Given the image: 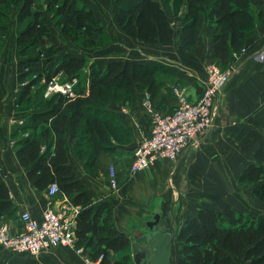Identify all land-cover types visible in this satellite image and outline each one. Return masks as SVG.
Listing matches in <instances>:
<instances>
[{"label":"trees","instance_id":"obj_1","mask_svg":"<svg viewBox=\"0 0 264 264\" xmlns=\"http://www.w3.org/2000/svg\"><path fill=\"white\" fill-rule=\"evenodd\" d=\"M36 1L0 0V32L5 33L8 28L10 10H17L19 31L15 45L20 55L38 43L48 49L49 55L55 52L48 44V17L34 10ZM121 1L122 6L114 19L125 35L145 44L173 43L174 29L166 0ZM53 2L55 6L51 12L62 20L59 24L61 31L65 34L75 31L76 40L83 46L96 47L104 40L102 36H107L104 25L83 0ZM182 2L186 7L181 28L185 49L196 47L200 28L204 20H208L212 29L211 58L217 64L226 66L232 61L233 53L245 46V33L253 24L254 14L249 0ZM50 4L47 2L48 6ZM21 62H17V81L24 85L19 91L17 104L24 101L30 87L40 79L48 83L52 77L62 75L65 81L74 83V78H77L71 93H58L49 99L47 108H41L46 109L45 115H49L50 119L43 121L44 126L38 134L32 131L22 138L15 153L19 164L28 168L27 177L35 187L43 190L48 184L55 183L59 192L71 197L75 204H85L88 195L67 163L66 129L70 138L86 139L94 153H100L109 135L116 132L109 118L100 114L102 109L110 101L121 98L118 91L130 96L146 90L152 97L160 83L154 74L155 66H151L153 61L111 60L102 66L64 53L51 71L38 80H26L25 73L21 72ZM81 75L83 80H79ZM43 138H48L50 142L42 150ZM237 180L240 184L254 183L253 194L264 201V140L259 143L253 160L241 170ZM210 199L215 207L199 208L176 230L175 241L180 243L178 264H264V217L258 220L245 218L222 196ZM13 210L8 188L0 182V212ZM75 237L76 247L94 248L89 255L97 264H133L127 253L114 261L108 257V250L119 252L130 247V238L113 226L111 211L106 203L89 207L78 214Z\"/></svg>","mask_w":264,"mask_h":264},{"label":"crops","instance_id":"obj_2","mask_svg":"<svg viewBox=\"0 0 264 264\" xmlns=\"http://www.w3.org/2000/svg\"><path fill=\"white\" fill-rule=\"evenodd\" d=\"M249 4L255 16L253 24L245 33L244 45L249 46V50L231 66V76L223 89L213 121V124H215L214 129H218L216 132L225 131V139H232L229 144L231 148L238 151L240 145L251 147V151L240 158L239 163L241 165L236 170V177L253 160L254 151L259 143L264 140V60L259 61L256 58V54L264 49V0H249ZM46 5L47 3L42 2V0H37L33 8L36 11H45L44 6L46 7ZM16 15L17 10H15L11 16V21H9V37H4L0 41L2 42L0 51V182H3L8 188L9 198L14 204L12 212H0V221H4L13 229H16L20 225L18 218L21 211H28L31 216L40 219L47 207L52 209L60 206L67 207L68 210L76 211L79 214L84 209L106 203L111 211L113 226L130 238V234L135 229L140 228L156 212H161L163 217L168 212L167 216H169L170 207L167 209L166 206L171 201V192L177 197L179 196V202L180 198H183V194L191 193V185L197 184L196 179L198 177L195 171L198 159L201 158L200 152H204L203 148H208L209 152H213L215 154L213 157L224 156L223 158H214L213 161L209 158L211 162L224 164L226 162L235 163L238 160L237 156L232 158L230 155L221 154L219 146L215 142L210 144V137L198 146V143H200L199 137L198 142L196 140L191 143L178 160L171 162L159 159L151 168L130 174L129 165L132 160L133 149L141 134L148 132L149 122L141 103L137 104L124 98H118L110 101L100 113L109 118L110 124L116 131L114 135H109V140L100 153H94L92 145L86 139L79 141L70 138L68 128L66 129L65 151L67 163L82 183L84 191L88 195V201L85 204H75L71 197L65 196L61 192L54 196L47 195L46 190L49 184L43 190L35 187L27 177L28 168L19 164L15 153L16 146L22 138L32 131L38 134L44 126L43 121L50 119L49 115H45L46 109L25 108L23 106L31 92L28 93L21 104H17V97L23 83L17 81V62L19 58L14 56L16 53L15 39L19 31ZM169 20L174 29V41L170 45L159 46L163 48L173 47L177 43L178 46L183 47L181 34L183 22L173 20L171 15H169ZM204 21L203 26L205 27H202L201 33H199L196 45V53L199 57L203 56L208 50L212 37L210 22L208 20ZM49 28L48 44L57 47V51L59 50L58 55L55 56L56 59L53 60L54 64H51L52 67L64 53L85 58L87 63L93 62L102 66H105L111 60L136 62L147 60V58L144 60V58L134 55H124L125 53L120 51L92 54L71 45H63V49H60L58 47L60 45L52 40L53 31L50 22ZM149 60L161 62L168 67H177L181 72H184V75L193 78H187L194 84L193 89L190 85L189 91H187L190 99H197L199 94H196L193 90L197 89V86L202 90L205 76L199 64L182 62L179 58L165 53L150 52ZM159 84L164 83L160 82ZM165 92V86L163 85L151 98L158 105V107L156 106L158 109L163 112H170L175 106L176 100L172 93L171 96H167V92ZM137 94L140 95V93L133 94L135 99H137ZM243 132L247 133L248 141L245 142L244 139L246 138H244L242 140L244 142L239 143L236 138L242 136ZM49 142L48 138H43L42 150ZM233 166L236 169V165L233 164ZM110 167L114 169L118 189L112 194H107L104 189L108 185ZM183 180L187 181L184 185L186 189H182ZM176 199L173 200V205ZM186 209L185 206H182L180 210L176 211L177 217L175 216V220L177 219V222L179 219L178 214L182 215ZM195 211L190 216H193ZM81 248L82 252L87 249L82 246ZM53 250L58 252H56L57 256L55 257L57 261L62 264L70 261H67L62 254L67 253L70 255V252H73L72 249L58 246L43 252ZM4 251L8 250L4 249ZM110 252L113 251L108 250V256ZM86 259L89 260L88 257ZM90 261L94 262L92 259Z\"/></svg>","mask_w":264,"mask_h":264},{"label":"rangeland","instance_id":"obj_3","mask_svg":"<svg viewBox=\"0 0 264 264\" xmlns=\"http://www.w3.org/2000/svg\"><path fill=\"white\" fill-rule=\"evenodd\" d=\"M88 7L92 8L95 15L99 18L101 23L104 25L107 36H102V41H100V44L96 47H86L83 46L79 41L76 40V32H70V33H63L61 31V26L59 25L62 20L60 17H55L53 13L51 12L53 6H55V2L50 0H42V2H49L51 3L49 6H44L45 11L42 10L41 12L45 14L46 17H48V23L50 22L52 26L53 31V41L55 40V43L59 44L58 46L60 49H63L64 46H75L77 48H80L84 52L88 53H111L120 51L122 53H125L124 55H134L136 57L144 58V60L147 58L145 62H149V53H165L169 56H173L176 58H179L182 62H187L190 64H199L200 67H202V73L206 75V69L209 65H215L217 68L224 72L233 66L234 63H236L242 56H244L248 50L249 46H244L245 50L238 54V56L234 57L232 59V64L228 63L225 65H219L217 64L212 58H211V51H210V44L209 48L206 51V53L199 57L197 55L196 47L192 50H187L184 47L178 46L177 43L173 45V47H160L156 44H145L142 42H138L127 35H125L119 28L118 24L116 23L114 16L119 10V8L122 6L121 0H83ZM166 4L168 5L167 9H169V15H171V18L173 20H176L178 22H183V16L186 13V7L183 8L184 3L182 0H166ZM185 6V5H184ZM16 8H12L10 11V17L8 18L11 21V16L15 12ZM255 17V16H254ZM205 24V21L203 22ZM200 28V33L202 30V27ZM9 25V23H8ZM18 26V25H17ZM19 27V26H18ZM19 29V28H18ZM212 30V29H211ZM253 30V29H252ZM0 41L4 37H9V30L6 29L5 33L0 32ZM8 39V38H6ZM49 43V42H48ZM2 42H0V51H1V45ZM58 48V49H59ZM53 50H56L52 55L48 54V49L45 48V46L41 45L40 43L36 44L30 51L27 53L20 55L18 50H16L15 57L17 56L19 60H22L21 62V72L25 73L26 80H38L41 78L44 74H48L51 71L53 60L56 59L55 56L58 55L59 50L57 51V47L52 46ZM51 49V50H52ZM50 56V57H49ZM263 61V60H259ZM54 64V63H53ZM155 66L154 74L156 76V79L158 82L164 83V84H158L156 88V92H158V89L165 86V91L167 92V96H171L173 94V97L175 98V95L173 93L172 87L177 86L182 90H185L187 96H188V88L192 87L193 89V82L187 78H190L186 74L184 75V72H181L177 67H168L167 65L162 64L158 61H153ZM50 66V67H49ZM49 68V70H47ZM77 78H74V83L76 82ZM83 75L79 77V80H83ZM193 79V78H190ZM52 82H56L58 85L66 82L64 77L62 75H58L56 77H52ZM73 83V84H74ZM199 84V83H198ZM24 85V84H23ZM22 85V87H23ZM51 84L43 82L41 79L37 81L35 84H33L30 87V97L24 102L23 106L26 107H37V108H47L46 106L49 105V99H53V97L58 94L62 93L61 87L58 86L56 88L50 89L49 87ZM226 86V85H225ZM223 87V89L225 88ZM188 90V91H187ZM50 92L48 96L45 95V92ZM146 90H143V93ZM196 94L198 93L199 96L197 99L201 96L202 90L199 86H197V89L193 90ZM147 92V91H146ZM165 92V93H166ZM223 92V91H222ZM121 98L126 99L129 102L133 103H141V95L137 94L136 98L131 94L130 96L124 92H119ZM172 93V94H171ZM150 99L152 100L151 96ZM188 100L193 101L189 98ZM154 107H158L157 104L151 101ZM156 107V108H157ZM215 124H212L211 129L206 132L203 136L200 137V140L198 143L199 145H202L203 141L205 139L209 138L210 144H213L214 142L216 145L219 146V150L221 154H224L226 156H232L234 158L237 156V161L235 163H214L209 161V158L213 161L214 158H223V155L215 156L213 152H209L208 148H203L204 152H200L201 158L198 159L197 167L195 174H197L198 179H196V185H191V193L190 194H183V198H180L179 202V196L177 197L173 192H171V201L166 206L167 209L173 205V200L176 202L174 204V213L177 217L176 211L182 208V206H185L186 211L183 214H178V222L177 219L175 220V226L176 230L180 225V222H184L186 219L189 218L190 214L193 213L195 210L197 211L201 207H215V204L210 199L212 196H222L225 200L230 202V204L237 210L241 211L245 218H253L255 220H258L262 217H264V201L259 200L255 195L253 194V188L255 184L253 183H238V176L237 175V168L241 165L239 163L240 158H242V155L245 156V154L248 153V151H251V147L247 145H240V149L236 151L235 149L231 148L229 146L232 139H225V131L216 132L218 129H214ZM218 133V135H217ZM242 133V132H241ZM245 132H243L242 136H238L237 141L239 143L244 142L242 141L246 140ZM202 138V139H201ZM198 142V140H197ZM199 155V156H200ZM208 156V157H207ZM236 165V169L233 166ZM219 168V170H217ZM187 183L186 180L182 181V189L185 188V184ZM176 188V186H175ZM178 188V187H177ZM181 193V191H179ZM173 194V195H172ZM185 200V203H184ZM195 211V213H196ZM168 215V212H167ZM166 215V216H167ZM188 217V218H187ZM191 217V216H190ZM182 222V223H183ZM167 229L169 230V224L167 223ZM64 247V246H61ZM0 246V264H62L61 262L57 261L55 259L56 252L57 251H47V252H41L37 255H31L28 253H13L4 251V248ZM66 249H69L73 252H70V255L67 253H63L62 255L66 257V260H70L69 262H64L63 264H91L90 262H86L85 258L91 259L90 252L94 251L93 247L87 248L86 250H83L81 253H77L76 248L71 247H65ZM180 243L177 241H173L172 243V251H171V258H170V264H178V260L180 258ZM58 253V252H57ZM123 253L129 254V257L131 259L130 254V247H128L125 251H119V252H110V255L108 256L110 260H114L117 258H120V256L124 255ZM73 258V259H72ZM95 262V261H94ZM132 262V260H131ZM133 263V262H132Z\"/></svg>","mask_w":264,"mask_h":264},{"label":"built area","instance_id":"obj_4","mask_svg":"<svg viewBox=\"0 0 264 264\" xmlns=\"http://www.w3.org/2000/svg\"><path fill=\"white\" fill-rule=\"evenodd\" d=\"M245 50L233 53V58ZM258 60H264V49L256 54ZM231 69L221 72L217 66L209 65L203 80L201 96L193 101L188 100L185 90L173 86L176 104L170 112H163L153 106L150 95L141 92L143 106L149 122V130L142 133L132 153L129 173L151 168L159 159L171 162L178 160L191 143L198 140L211 129L216 108L219 104L223 87L229 81ZM54 78V77H53ZM52 80V79H51ZM50 89L61 87L62 93L70 92L73 83L66 81L60 85L50 81ZM50 92H45L48 96ZM71 93V92H70ZM118 189L113 167L109 168L108 185L104 189L112 194ZM59 192L57 184L50 183L46 194L54 196ZM77 212L67 207L44 209L42 217L36 219L28 211L19 214L18 228L13 229L8 223L0 221V246L13 253L37 255L58 246L76 248L75 227ZM86 262H91L85 258Z\"/></svg>","mask_w":264,"mask_h":264},{"label":"water","instance_id":"obj_5","mask_svg":"<svg viewBox=\"0 0 264 264\" xmlns=\"http://www.w3.org/2000/svg\"><path fill=\"white\" fill-rule=\"evenodd\" d=\"M175 236L173 205L169 216L163 217L161 212H156L142 224L141 228L135 229L130 234V254L133 264H168Z\"/></svg>","mask_w":264,"mask_h":264},{"label":"bare ground","instance_id":"obj_6","mask_svg":"<svg viewBox=\"0 0 264 264\" xmlns=\"http://www.w3.org/2000/svg\"><path fill=\"white\" fill-rule=\"evenodd\" d=\"M77 215H78V213H77ZM167 223H168V221H166V225H167ZM75 246H76V244H75ZM171 251H172V245H171L170 256H169V263L168 264H170Z\"/></svg>","mask_w":264,"mask_h":264},{"label":"flooded vegetation","instance_id":"obj_7","mask_svg":"<svg viewBox=\"0 0 264 264\" xmlns=\"http://www.w3.org/2000/svg\"><path fill=\"white\" fill-rule=\"evenodd\" d=\"M142 227V225L140 226V228Z\"/></svg>","mask_w":264,"mask_h":264}]
</instances>
